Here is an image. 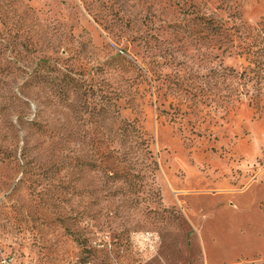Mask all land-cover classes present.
Here are the masks:
<instances>
[{
    "label": "rangeland",
    "instance_id": "374dc122",
    "mask_svg": "<svg viewBox=\"0 0 264 264\" xmlns=\"http://www.w3.org/2000/svg\"><path fill=\"white\" fill-rule=\"evenodd\" d=\"M0 264H264V0H0Z\"/></svg>",
    "mask_w": 264,
    "mask_h": 264
},
{
    "label": "built area",
    "instance_id": "2783aa9c",
    "mask_svg": "<svg viewBox=\"0 0 264 264\" xmlns=\"http://www.w3.org/2000/svg\"><path fill=\"white\" fill-rule=\"evenodd\" d=\"M4 263H6V260L4 259V261H3Z\"/></svg>",
    "mask_w": 264,
    "mask_h": 264
}]
</instances>
